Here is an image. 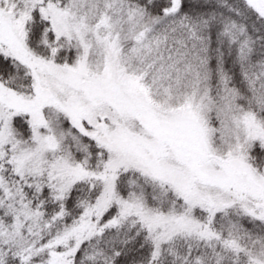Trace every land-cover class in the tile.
<instances>
[{"label": "snow or ice", "instance_id": "6c2138e0", "mask_svg": "<svg viewBox=\"0 0 264 264\" xmlns=\"http://www.w3.org/2000/svg\"><path fill=\"white\" fill-rule=\"evenodd\" d=\"M0 264H264V0H0Z\"/></svg>", "mask_w": 264, "mask_h": 264}]
</instances>
